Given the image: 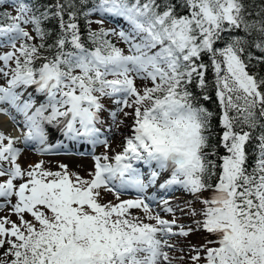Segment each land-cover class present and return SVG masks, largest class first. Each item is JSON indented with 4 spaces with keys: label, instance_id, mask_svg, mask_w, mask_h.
<instances>
[{
    "label": "snow or ice",
    "instance_id": "snow-or-ice-1",
    "mask_svg": "<svg viewBox=\"0 0 264 264\" xmlns=\"http://www.w3.org/2000/svg\"><path fill=\"white\" fill-rule=\"evenodd\" d=\"M93 13L123 18L130 28L89 27L88 47L78 20L102 25L88 19ZM48 18L61 30L52 44L41 26ZM5 38L0 114L10 115L19 135L0 131V207L19 223L0 217V264H174L185 257L170 255L177 249L172 237L196 232L215 239L187 246L191 264H264V75L249 71L264 64V7L253 18L245 0H55L43 11L31 0H0ZM209 69L223 155L210 146L212 113L189 90L208 86ZM104 97L114 98V123L120 112L130 121L122 150L112 156L98 126ZM56 129L103 144L87 177L63 164L53 171L42 160L27 168L18 162L20 143L52 151ZM256 129L262 131L249 170L246 144ZM153 185L191 199L182 208L161 199L172 215L164 219L145 195ZM128 189L138 195L120 199ZM105 193L116 202L104 201ZM178 211L190 225L177 222Z\"/></svg>",
    "mask_w": 264,
    "mask_h": 264
},
{
    "label": "rangeland",
    "instance_id": "rangeland-1",
    "mask_svg": "<svg viewBox=\"0 0 264 264\" xmlns=\"http://www.w3.org/2000/svg\"><path fill=\"white\" fill-rule=\"evenodd\" d=\"M116 18L118 19L117 23L114 22L113 20L110 21L107 18H105L108 21V23L104 24L105 27L108 28V30L114 29L116 32H119L121 29L128 31L130 28L128 26V23L123 18H120V17H116ZM97 19L98 20L103 19V23H105L104 21H106L104 17L99 16V15L97 16ZM92 24L98 25L97 23H94V22ZM24 27L29 32H32L31 25H24ZM111 37H113V39L117 42L118 47H121L125 51H127V46L124 44L122 40H119L118 37L116 36H111ZM0 44L4 45V47H0V54H3L4 52H7L10 50L7 44L6 38L0 39ZM17 45H19V41H17ZM3 83H4L3 78H0V84H3ZM136 83L139 86L141 84V81L137 80ZM29 91H31V89H29ZM102 99H104L105 104H104V110L100 113V124L98 125L101 128L100 139L103 140L107 138L109 140L110 148L108 150V155L112 156L116 152H119L122 150L123 137L129 134L127 125L130 123V121H125L123 113L120 112V113H117L116 121L114 123L112 120L111 114H110L111 111H113L116 108V105L113 103L114 98L104 97ZM121 121H124V123H121ZM60 133L61 132L58 129L53 130L52 134L49 136V142L51 144L56 143V141L58 140V135ZM72 139L73 138L66 137V139L60 144V147L64 146V147H67L68 149L79 150L80 147H78V145L83 144L84 146H81V147H83L86 150L92 149L93 151L84 152L85 154L83 155H79L77 153H65L64 151H60V152L56 151L54 152L55 154H51V155H48V154L42 155V153L41 154L37 153L35 150H33V148H30L28 146L24 148L22 147L23 151L20 152V154L18 155V158H17L18 162L23 168H27L29 165L35 164L36 162L42 160L44 162L43 166L46 169H50L53 171L59 170L58 165L63 164L67 166V169L70 173L75 172V173H79L83 177H87L88 173L93 169V166H94L92 156L104 153L105 148L103 144L101 143L93 144V143H90L91 141L85 140L83 138H82V142L73 141ZM138 166L141 168L142 171L144 172L148 171L146 166H143V165H138ZM0 179H4V178H0ZM18 182L19 181H17V183ZM160 182H163V180H161ZM152 189L157 191L159 187L158 185H155L154 187H152ZM147 191L148 189L145 192L146 195L148 193ZM163 191L164 192H162V195H161L162 197H160V199L171 200L173 202L174 207L182 208L183 207L182 202L185 200L191 199V197L187 193L179 189L174 190L173 188H168V189H164ZM137 195H138L137 192H135L134 190L131 191L128 189L120 193V199L135 198ZM103 198H104V201L111 200L113 202H116V197L110 193H105ZM160 199H159V202L157 201H155L154 203L152 201H148V202L151 204L153 210L159 211L160 215L164 219L171 220L172 215L162 211V206L160 205ZM14 201H15V198H13V202ZM133 213L136 215H142V213H140L139 210H133ZM4 216H7L11 221H15L19 223L18 217L15 214H12L10 212L9 207L7 206L0 207V217H4ZM176 218H177V222L180 224H184V225L191 224V217L182 215L179 211L176 213ZM25 219H32V218L30 215L26 214ZM146 222L154 223V221H146ZM206 235H208V233H206ZM206 239L212 240V237L203 236V232L193 233L187 238L172 237V242H175L177 244V249L171 252L170 255L175 256V257H181V256L185 257V259H183L182 261L179 259L175 260L174 264H191L190 260L187 259V257L194 253H190L187 246L190 244H203ZM182 247L184 248V252L179 251V249Z\"/></svg>",
    "mask_w": 264,
    "mask_h": 264
},
{
    "label": "trees",
    "instance_id": "trees-1",
    "mask_svg": "<svg viewBox=\"0 0 264 264\" xmlns=\"http://www.w3.org/2000/svg\"><path fill=\"white\" fill-rule=\"evenodd\" d=\"M55 0H31V4L35 7V9H38L39 11H43L46 6L49 4H53ZM246 4L249 7V11L252 13V17L255 18L256 13L261 9V7H264V0H245ZM91 3V0H89V4ZM7 4H5V8L7 9ZM10 11V9H9ZM67 19V17H65ZM89 20L94 21L96 18L91 14L88 17ZM98 20V19H97ZM79 27H80V34L81 39L85 43L86 46L91 47V41L88 39V28L91 27L92 30H99L101 27H106L102 24L98 25H88L85 23L84 17H80L78 20ZM41 26L44 28V30L49 34L46 37V42L48 44L54 43L55 39L60 33L59 28V21L56 18H48L46 20L42 21ZM32 27V26H31ZM239 35H244V33L241 31L238 33ZM35 33L33 32V36ZM108 39H110L116 46L117 42L113 39V37L109 36ZM33 43H39L38 39H34L32 41ZM0 47H4V45L0 44ZM118 47V46H117ZM256 55H260V51L257 49H251ZM205 60L207 58L205 57ZM249 71L251 72H258L260 75H264V64H254V66L249 67ZM112 78V77H111ZM109 77V79H111ZM207 81L208 86L202 91L200 88L196 87V84L193 83L189 86V90L193 92V94L197 97L199 104L203 105L205 108H207L212 113V119H211V131L209 133L210 136V146L215 145L216 151L218 155H223L225 153V150L222 147H219V140L220 136L222 134V126L219 122V116H220V105L219 101L215 95V88H214V73L209 69L207 72ZM208 95L210 98L208 100L202 99L204 95ZM106 101V99H105ZM103 105L105 104L104 99H102ZM239 130V129H238ZM247 130V128H245ZM262 129H256L252 133V139L246 144V152H247V167L249 170H251V167L253 165L254 160L256 159L257 155V148L256 145L258 143L256 137L260 134ZM212 159H215V157H210ZM204 196H209V192L203 193ZM203 236L212 237V240L215 239L214 236L208 234L206 235L205 232H203Z\"/></svg>",
    "mask_w": 264,
    "mask_h": 264
},
{
    "label": "bare ground",
    "instance_id": "bare-ground-1",
    "mask_svg": "<svg viewBox=\"0 0 264 264\" xmlns=\"http://www.w3.org/2000/svg\"><path fill=\"white\" fill-rule=\"evenodd\" d=\"M13 112H14V110H13ZM15 115H16L17 119H18V117L21 118L19 116V114H15ZM0 130L4 131L5 134H7V135H14V136L19 135V131L16 129V127H13V122L11 120L10 115H8V114H0ZM59 135H58V137H59ZM65 139H66V137L64 135H62L61 141L65 140ZM90 143H92V142H90ZM80 145L82 146L83 144H80ZM89 145H91V144H89ZM18 146L19 147L23 146V144L20 143V144H18ZM34 149L36 150V147H34Z\"/></svg>",
    "mask_w": 264,
    "mask_h": 264
}]
</instances>
